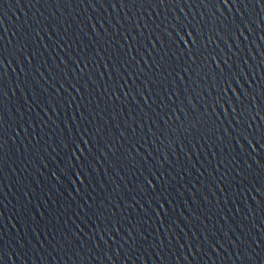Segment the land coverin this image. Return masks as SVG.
<instances>
[{"label":"water","instance_id":"water-1","mask_svg":"<svg viewBox=\"0 0 264 264\" xmlns=\"http://www.w3.org/2000/svg\"><path fill=\"white\" fill-rule=\"evenodd\" d=\"M242 8L0 0V264H264V3Z\"/></svg>","mask_w":264,"mask_h":264},{"label":"snow or ice","instance_id":"snow-or-ice-1","mask_svg":"<svg viewBox=\"0 0 264 264\" xmlns=\"http://www.w3.org/2000/svg\"><path fill=\"white\" fill-rule=\"evenodd\" d=\"M160 2L163 3L164 0H160ZM220 2H221V3H224L225 5H227V4H229V3H236V2H239V3H241L242 5H244V8L241 9L242 11H244V16H247V15H248L247 10H246V9H247V0H220ZM258 2H262V3H264V0H258ZM246 14H247V15H246ZM261 22L264 23V21H261ZM249 23H251L250 20H249ZM244 24H245L244 17H241V18H240V25H244ZM240 25H237V26L235 27V30H236L237 32H240L241 35H243V32L241 31V27H240ZM177 27H180V25L178 24ZM245 29H247V27H245L244 30H245ZM181 30L183 31V28H181ZM247 30H249V29H247ZM188 35H192V34H191V33H188ZM231 38H232V37L229 36V39H231ZM190 42L193 43V44L196 43L195 40H192V41H190ZM2 55H3V53L0 52V56H2ZM223 63H224V64L226 65V67H227L228 62H227V61H223ZM221 71H223V70H221ZM2 95H3V90H2V88H0V96H2ZM181 127H182V125H181ZM81 143L87 144L88 141H84L83 139H81ZM2 147H3V137L0 136V148H2ZM73 147H75V145H73ZM76 159H77V160H85L86 158H84L83 156H80V157H76ZM145 161L147 162V160H145ZM81 174H82V173H81ZM149 175L155 176V173H152V172L149 170ZM261 180L264 181V177H261ZM144 183H145L146 187H149V188H152V187H153V184H154L153 180H149V179H147V178H145ZM253 190H256V189H253ZM259 191H260L261 195L264 196V183L261 184V187H260ZM261 203H264V200H262ZM128 236L131 237L133 241L135 240V237H133V236L131 235L130 232L128 233ZM125 243H126V241H125ZM241 243H242V242H241ZM121 246H123V245H121ZM0 251H2V250H0ZM117 252L119 253V251H117ZM238 254H242V253H238ZM107 259H108V261H112V260H113V257H112V256H107Z\"/></svg>","mask_w":264,"mask_h":264}]
</instances>
